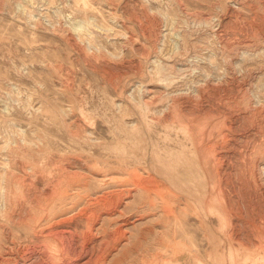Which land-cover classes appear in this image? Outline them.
<instances>
[{
	"label": "rangeland",
	"instance_id": "rangeland-1",
	"mask_svg": "<svg viewBox=\"0 0 264 264\" xmlns=\"http://www.w3.org/2000/svg\"><path fill=\"white\" fill-rule=\"evenodd\" d=\"M0 264H264V0H0Z\"/></svg>",
	"mask_w": 264,
	"mask_h": 264
}]
</instances>
